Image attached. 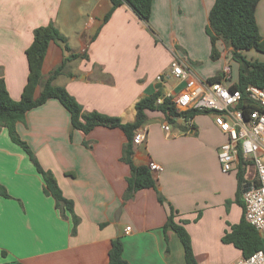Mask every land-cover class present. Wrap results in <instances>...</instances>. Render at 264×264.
Instances as JSON below:
<instances>
[{"label":"crops","instance_id":"obj_1","mask_svg":"<svg viewBox=\"0 0 264 264\" xmlns=\"http://www.w3.org/2000/svg\"><path fill=\"white\" fill-rule=\"evenodd\" d=\"M214 2L152 0L147 24L126 4L105 21L110 0H0V75L11 97L19 100L28 79L26 49L33 31L53 22L68 38L70 51L51 42L43 75L67 54L86 53L88 58L69 61L54 83L66 87L86 111L133 121L137 100L158 90L179 92L178 87L184 89L194 79L206 81L220 71L227 74L226 85L238 81L239 63L223 40L216 43L220 56L211 57L206 26ZM256 19L264 38V0L258 2ZM244 53L264 61V52ZM176 57L189 66L188 80L171 75ZM147 114L139 129L146 139L136 145L134 162L161 165L153 172L164 203L154 188L125 198L130 166L122 158L126 136L120 128L96 126L89 133L73 129L70 113L55 98L17 122L19 136L55 174L64 196L74 201L80 219L75 234L70 213L63 216L44 192V179L28 153L12 141L7 128L1 129L0 183L10 197L0 195V264H108L112 239L118 236L131 264H187L177 232L165 228L171 206L178 220H187L198 264H236L243 257L233 244L222 242L244 213L236 202L237 166L224 172L218 156L228 134L210 112L180 120L184 127L176 128L160 111Z\"/></svg>","mask_w":264,"mask_h":264},{"label":"trees","instance_id":"obj_2","mask_svg":"<svg viewBox=\"0 0 264 264\" xmlns=\"http://www.w3.org/2000/svg\"><path fill=\"white\" fill-rule=\"evenodd\" d=\"M111 10L107 13L105 21L109 20L113 11L120 5H128L139 18L149 24L152 12V0H110ZM260 0H215L210 12L209 23L206 26V32L210 37L212 50L211 57L217 59L220 51L217 48V41L223 40L231 47V58L239 63L238 81L230 87L232 90H240L242 93V102L240 108L244 114L248 110L260 108V106L250 99L246 93L249 85H256L264 88V61L249 59L244 51L256 49L264 52V38L262 37L256 19V7ZM60 43L66 52L70 51L68 38L55 26L53 22L47 25L36 27L33 31V41L26 49L29 74L21 98L15 100L11 97L7 88L3 74L0 75V131L7 128L12 141L24 149L36 170L44 179V192L52 196L56 201V206L60 209L63 216L70 213L74 222L73 233L77 231L80 222L79 217L74 211V201L64 196L55 174L42 166L34 151L24 141L17 132V122L23 121L29 110L44 104L51 98L58 99L70 113L73 129H79L84 133H89L96 126H106L110 128H120L125 136L126 143L123 148L122 158L130 166V175L127 178V189L125 198H130L140 189L154 188L158 193V199L161 203L166 201L165 197L158 189L157 178L148 165H138L134 162V152L136 143L134 137L136 132L148 121V111H160L165 114L166 119L178 127H184L180 120L188 122L197 114L208 112L190 109L187 111H178L175 103L170 96H167L158 90L157 92L145 95L135 103V119L133 121H123L120 116L108 115L99 111H86L82 104L62 85H56L54 80L65 72L67 63L77 58H88L86 53H69L47 76L42 73L44 60L51 42ZM224 71L216 73L209 77L206 82L214 83L223 81L226 77ZM163 98L159 102V99ZM247 164L242 154L239 153L237 164L238 190L236 202L243 209L244 185L248 182L246 178ZM72 174V173H68ZM0 195L10 197L7 188L0 183ZM178 211L171 206L165 228L174 229L185 249L187 264H198L194 253L192 237L186 228L187 220L177 219ZM200 216V214H199ZM199 218V217H198ZM222 242L233 244L241 250L242 256L247 258L256 251L264 248V239L258 230L250 224L243 213L238 223L232 224L230 229L222 236ZM124 243L120 236L112 239L109 251L108 264H131L123 256ZM6 254L5 251H3ZM11 264H23L21 262H12Z\"/></svg>","mask_w":264,"mask_h":264},{"label":"built area","instance_id":"obj_3","mask_svg":"<svg viewBox=\"0 0 264 264\" xmlns=\"http://www.w3.org/2000/svg\"><path fill=\"white\" fill-rule=\"evenodd\" d=\"M170 73L179 80H188L191 76L189 66L178 57L172 61ZM163 77L164 73L158 79L162 80ZM246 93L260 106L248 110L246 114L239 107L242 102L241 91L232 90L223 81L208 83L194 79L190 86L167 96L172 98L180 112L196 109L214 114L215 123L221 131L228 134V139L222 143L218 152L224 172L236 168L239 153L248 162L247 173L252 167L255 169V177L245 184L248 190L244 193V213L246 220L264 239V88L249 85ZM162 128L170 131L169 124L162 125ZM145 139L146 133L138 130L134 142L141 144ZM149 167L152 171L161 169V165L155 162H151ZM236 264H264V248L247 258H240Z\"/></svg>","mask_w":264,"mask_h":264},{"label":"rangeland","instance_id":"obj_4","mask_svg":"<svg viewBox=\"0 0 264 264\" xmlns=\"http://www.w3.org/2000/svg\"><path fill=\"white\" fill-rule=\"evenodd\" d=\"M175 52H176V50H175ZM182 89H183V86L178 87L177 91L182 90ZM170 126L173 127V128H176L177 127L176 125H174L172 123H170ZM248 176H249L250 179L255 177V169L253 167L250 169V171H248ZM233 249L236 250V251H238L236 248H233Z\"/></svg>","mask_w":264,"mask_h":264},{"label":"water","instance_id":"obj_5","mask_svg":"<svg viewBox=\"0 0 264 264\" xmlns=\"http://www.w3.org/2000/svg\"><path fill=\"white\" fill-rule=\"evenodd\" d=\"M248 190L247 185H244L243 192L245 193Z\"/></svg>","mask_w":264,"mask_h":264}]
</instances>
